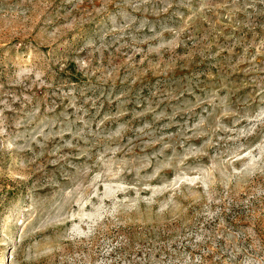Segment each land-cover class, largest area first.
<instances>
[{"label": "rangeland", "instance_id": "obj_1", "mask_svg": "<svg viewBox=\"0 0 264 264\" xmlns=\"http://www.w3.org/2000/svg\"><path fill=\"white\" fill-rule=\"evenodd\" d=\"M262 241L264 0H0V262L264 264Z\"/></svg>", "mask_w": 264, "mask_h": 264}, {"label": "bare ground", "instance_id": "obj_2", "mask_svg": "<svg viewBox=\"0 0 264 264\" xmlns=\"http://www.w3.org/2000/svg\"><path fill=\"white\" fill-rule=\"evenodd\" d=\"M5 260H6V256L4 257V260L2 262H0V264H6Z\"/></svg>", "mask_w": 264, "mask_h": 264}, {"label": "trees", "instance_id": "obj_3", "mask_svg": "<svg viewBox=\"0 0 264 264\" xmlns=\"http://www.w3.org/2000/svg\"><path fill=\"white\" fill-rule=\"evenodd\" d=\"M249 237H250V236H248V237L246 236V240H249ZM244 239H245V238H244ZM263 243H264V242L262 241V244H263ZM252 251H255V249L252 250Z\"/></svg>", "mask_w": 264, "mask_h": 264}]
</instances>
